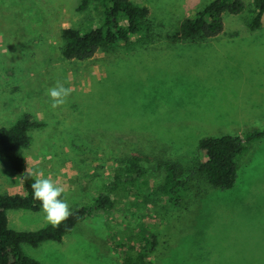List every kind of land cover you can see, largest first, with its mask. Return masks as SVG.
<instances>
[{
  "label": "rangeland",
  "instance_id": "rangeland-1",
  "mask_svg": "<svg viewBox=\"0 0 264 264\" xmlns=\"http://www.w3.org/2000/svg\"><path fill=\"white\" fill-rule=\"evenodd\" d=\"M81 1L0 0V126L23 112L45 122L29 130L27 169L67 189L71 210L131 155L142 156L148 182L116 192L109 212L87 217L61 242L23 244L24 252L44 264H119L117 243L143 245L145 232L156 236L151 256L162 264H264V135L228 190L189 189L171 202L157 166L175 161L187 175L200 138L264 128V24H248L253 0L240 14L224 13L222 36L180 40L179 25L211 0H131L149 8L148 32L86 60L65 59L63 28L102 23L101 1L78 10ZM57 81L73 91L53 109L47 90ZM15 193L23 184L0 147V194ZM7 219L18 230L50 224L42 209H9Z\"/></svg>",
  "mask_w": 264,
  "mask_h": 264
},
{
  "label": "trees",
  "instance_id": "trees-1",
  "mask_svg": "<svg viewBox=\"0 0 264 264\" xmlns=\"http://www.w3.org/2000/svg\"><path fill=\"white\" fill-rule=\"evenodd\" d=\"M100 1L103 7L100 25H92L84 30L73 26L62 29L64 44L61 54L65 59H89L101 48H109L119 41L130 43L133 36L150 29L148 7L134 4L131 0ZM89 2L90 0H82L78 10L87 8ZM252 5L248 24L255 30L261 25L264 0H253ZM245 7L243 0H211L204 8L198 10L194 17L184 20L174 37L180 40L216 36L225 28L224 13L240 14ZM43 126L45 122L30 112H23L11 126H0V147L10 167L19 174L24 188V194H0V264H44L26 254L22 245L37 247L44 241L61 242L65 235L72 232L87 217L97 212H109L115 205L116 192L137 181L148 182L144 177L147 168L141 163L142 156L134 154L114 169V173L103 183L99 193L90 202L73 208V215L58 227L52 224L31 230L9 227V209H42L40 202L33 198L30 185L34 179L29 177L22 149L31 143L29 130ZM126 132L131 133L130 130H125ZM263 135L264 128L200 138L197 148L198 161L187 175V168L181 163L171 160L158 161L157 166L164 170L162 187L169 200L177 203L189 189L201 191L203 187L221 190L232 188L237 180L242 156L249 151L252 143ZM139 237L143 243L140 246L117 243L122 253L119 264H162L151 256L156 236L140 232Z\"/></svg>",
  "mask_w": 264,
  "mask_h": 264
},
{
  "label": "clouds",
  "instance_id": "clouds-1",
  "mask_svg": "<svg viewBox=\"0 0 264 264\" xmlns=\"http://www.w3.org/2000/svg\"><path fill=\"white\" fill-rule=\"evenodd\" d=\"M72 91L71 87H66L64 83L57 81L55 86L47 90V95L52 101L51 107L56 109L65 105ZM29 177L34 179L30 185L33 198L40 202L50 224L58 227L73 215L67 200L62 198L65 188L55 179L45 177L44 172L37 167L29 171Z\"/></svg>",
  "mask_w": 264,
  "mask_h": 264
},
{
  "label": "crops",
  "instance_id": "crops-1",
  "mask_svg": "<svg viewBox=\"0 0 264 264\" xmlns=\"http://www.w3.org/2000/svg\"><path fill=\"white\" fill-rule=\"evenodd\" d=\"M263 24H264V14H263V16H262V20H261V25H260V26H262ZM223 32H224V30H223L220 34H218V35H221V36H222V34H224ZM247 35H248V33H247ZM226 36H228V35H226ZM150 39H160V37H157V38H156V36H155V37L150 36ZM189 121H190V120H189ZM198 121H202V120H198ZM202 125H203V122H202ZM126 130H130V132H131V133L126 132V135H133V134H134L133 129H126ZM34 152L37 153V154H34V153L32 154V157H33V159H34V160L32 159V161L35 163V162H38L37 157L39 158L40 155H42V154H40V153H41V152H40V153H39L40 155H39V154H38V151H36V150H35ZM33 155H34V156H33ZM24 156H25V155H24ZM25 157H26V156H25ZM44 157H45L44 159H45L46 161H48L49 156H48V157H47V156H44ZM32 161H31V162H32ZM40 163H41V162H40ZM26 169H27V159H26ZM27 170H28V169H27ZM29 171H31V170H29ZM66 191H67V189H65V192H66Z\"/></svg>",
  "mask_w": 264,
  "mask_h": 264
}]
</instances>
